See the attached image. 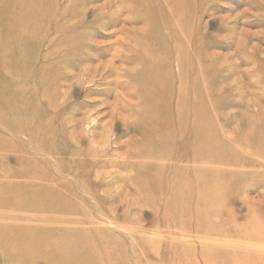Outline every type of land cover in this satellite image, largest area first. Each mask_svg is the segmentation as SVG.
Here are the masks:
<instances>
[{"label": "rangeland", "instance_id": "obj_1", "mask_svg": "<svg viewBox=\"0 0 264 264\" xmlns=\"http://www.w3.org/2000/svg\"><path fill=\"white\" fill-rule=\"evenodd\" d=\"M31 259L264 264V0H0V264Z\"/></svg>", "mask_w": 264, "mask_h": 264}, {"label": "bare ground", "instance_id": "obj_2", "mask_svg": "<svg viewBox=\"0 0 264 264\" xmlns=\"http://www.w3.org/2000/svg\"><path fill=\"white\" fill-rule=\"evenodd\" d=\"M172 12H173V10H171ZM176 13H178L179 14V12L181 11V9L178 11V9H176L175 8V10H174ZM144 59V60H143ZM141 61H139V62H141V63H143L144 64V68H142V73L144 74V75H146V76H153V77H155V75H158V74H156L157 72H159V70L157 69V71H156V67L155 66H153V67H151V62H149V60L147 59V60H145V57L143 58ZM185 68V70L187 71L186 73L188 74L189 73V71H190V67L189 66H186V67H184ZM163 71L161 70V73H162ZM184 78V77H183ZM145 82V81H144ZM157 83V85H155L154 83L151 85V90L152 91H159L160 89H163V84H162V82H156ZM151 91V92H152ZM143 92V91H142ZM147 106H148V104H147ZM151 106V105H150ZM166 109V108H165ZM170 111V110H169ZM172 127V126H171ZM173 128V127H172ZM170 129L171 130V133H173V131L172 130H174V129ZM162 143V142H161ZM159 144L158 146H157V149H161V146H163V148H166L167 146H169L170 144H173V142L169 139H167L166 140V142H164V143H162V144ZM162 148V149H163ZM151 156V155H150ZM161 158H163L165 161H171L172 159H174L175 157H176V152L174 153V151H171L170 152V155L168 154V155H166V156H160ZM155 158H158V156L157 157H155ZM216 160H223V158H222V156L220 157H218V159L216 158ZM188 161H190V159L188 160ZM174 171H175V173L177 174L178 173V169L175 167L174 168ZM208 185H206V187H207ZM220 189L222 190V187H220ZM208 190V189H207ZM224 191L226 192L227 191V187H225L224 188ZM221 199H217V200H210L209 198H206V197H204L202 200H201V203L200 204H203L204 206H220L221 205ZM37 235V234H36ZM28 236H31V235H28ZM38 236V235H37ZM57 238H61V237H58L57 235H55ZM52 240H50L49 238H47V237H45L44 239H42V241H41V243H39L38 242V244H36V246L34 245H29L28 244V247H27V249H28V254H29V259L32 257V256H42V255H50L51 253H55V255H58V254H60V253H65V252H68V248H66V247H64L65 245H62V244H59V245H57L58 247H55V248H52L51 247V244H50V242H51ZM61 241H65V239L63 238V239H60V240H56V242H61ZM206 242V241H205ZM2 243H4V242H2ZM48 245V246H47ZM45 252V253H44ZM87 252H85V254H86ZM77 254H80V255H82V254H84L83 252H79V253H77ZM48 261V260H47ZM37 262L35 261V260H33V259H31L30 261H28L26 264H36ZM53 264H58V263H54V262H52Z\"/></svg>", "mask_w": 264, "mask_h": 264}]
</instances>
